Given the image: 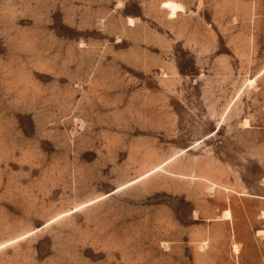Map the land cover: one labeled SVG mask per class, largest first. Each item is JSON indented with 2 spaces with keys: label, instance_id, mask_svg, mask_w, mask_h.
Returning <instances> with one entry per match:
<instances>
[{
  "label": "rangeland",
  "instance_id": "obj_1",
  "mask_svg": "<svg viewBox=\"0 0 264 264\" xmlns=\"http://www.w3.org/2000/svg\"><path fill=\"white\" fill-rule=\"evenodd\" d=\"M0 264H264V0H0Z\"/></svg>",
  "mask_w": 264,
  "mask_h": 264
},
{
  "label": "bare ground",
  "instance_id": "obj_2",
  "mask_svg": "<svg viewBox=\"0 0 264 264\" xmlns=\"http://www.w3.org/2000/svg\"><path fill=\"white\" fill-rule=\"evenodd\" d=\"M173 11L179 12L180 11V7L179 6H176V5L173 6Z\"/></svg>",
  "mask_w": 264,
  "mask_h": 264
}]
</instances>
